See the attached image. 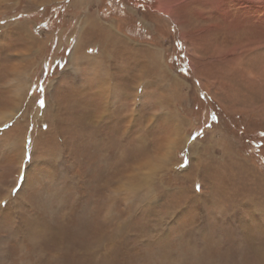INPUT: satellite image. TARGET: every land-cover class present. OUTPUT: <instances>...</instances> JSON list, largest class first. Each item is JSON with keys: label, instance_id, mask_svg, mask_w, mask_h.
Masks as SVG:
<instances>
[{"label": "rangeland", "instance_id": "obj_1", "mask_svg": "<svg viewBox=\"0 0 264 264\" xmlns=\"http://www.w3.org/2000/svg\"><path fill=\"white\" fill-rule=\"evenodd\" d=\"M0 264H264V0H0Z\"/></svg>", "mask_w": 264, "mask_h": 264}, {"label": "snow or ice", "instance_id": "obj_2", "mask_svg": "<svg viewBox=\"0 0 264 264\" xmlns=\"http://www.w3.org/2000/svg\"><path fill=\"white\" fill-rule=\"evenodd\" d=\"M36 103L37 104H39V106L40 107H44L45 106V100L43 99V98H36ZM17 111H19V109H17ZM213 120H217L218 118L215 116V114H213L212 115V117H211ZM157 123H160V121H158ZM8 127V125L7 124H5V128H7ZM45 127H46V125H45ZM209 127H210V125H209ZM199 135H202V131L201 132H197L194 136H192V139L194 140V139H196V137L197 136H199ZM25 158H27V159H30V155H28V153H27V149L25 148ZM134 155H135V153H133V154H131L130 156H129V160H131L133 157H134ZM146 163H148V162H146ZM150 171H154L153 169H150ZM137 178H139V179H151L152 177L151 176H140L139 175V173H133V175L129 178V183H132V182H134ZM26 179V177L25 176H21V177H19V179H18V184H19V182L20 181H23V180H25ZM197 190H199V185H197ZM13 191L14 192H16V191H18V189H13Z\"/></svg>", "mask_w": 264, "mask_h": 264}, {"label": "bare ground", "instance_id": "obj_3", "mask_svg": "<svg viewBox=\"0 0 264 264\" xmlns=\"http://www.w3.org/2000/svg\"><path fill=\"white\" fill-rule=\"evenodd\" d=\"M86 22H87V25L90 27L91 26V34H95L96 32H97V30H98V32H99V36L98 37H96L97 39H100V38H108V37H110V36H108V35H110V33L111 32H108L109 30H107V29H105V30H103V29H101V28H99V26H98V28H96L97 26V23L95 22V20H86ZM88 26H87V28H88ZM90 29V28H89ZM89 29H87V30H89ZM85 35H87V32L85 33ZM129 47V46H128ZM102 50V49H101ZM119 52H121V50L119 51ZM134 56H135V54H134ZM135 58V60H136V57H134ZM101 70V69H100ZM100 70H98V72H99V74H96L97 75V77H100Z\"/></svg>", "mask_w": 264, "mask_h": 264}]
</instances>
